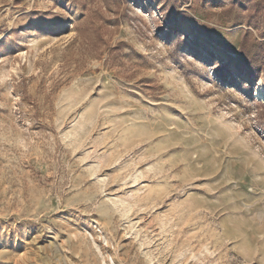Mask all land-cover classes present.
Instances as JSON below:
<instances>
[{
  "label": "rangeland",
  "instance_id": "1",
  "mask_svg": "<svg viewBox=\"0 0 264 264\" xmlns=\"http://www.w3.org/2000/svg\"><path fill=\"white\" fill-rule=\"evenodd\" d=\"M259 83L264 0H0V264H264Z\"/></svg>",
  "mask_w": 264,
  "mask_h": 264
},
{
  "label": "trees",
  "instance_id": "2",
  "mask_svg": "<svg viewBox=\"0 0 264 264\" xmlns=\"http://www.w3.org/2000/svg\"><path fill=\"white\" fill-rule=\"evenodd\" d=\"M257 5L260 6V3L257 4ZM253 18H255V17H253ZM247 24H248L247 26L250 27L255 33H258L259 32L258 31L259 30V24L258 23H256L255 21H252V22H249ZM249 36H251V32H248L247 31V32L244 33L243 43L241 44V47H240L239 51L236 54V61L239 62V64L241 65V67L245 66L246 67V70L249 69V67H248L249 66V62L245 58L244 54L246 52V50H245L246 38L249 37Z\"/></svg>",
  "mask_w": 264,
  "mask_h": 264
},
{
  "label": "bare ground",
  "instance_id": "3",
  "mask_svg": "<svg viewBox=\"0 0 264 264\" xmlns=\"http://www.w3.org/2000/svg\"><path fill=\"white\" fill-rule=\"evenodd\" d=\"M253 99L254 101L256 102H261V103H264V87L261 83L258 84L257 86V89H256V92L254 93L253 95ZM261 169V167L259 168ZM256 171H259V170H256ZM260 184L261 186L264 188V178H260ZM237 208V207H236ZM230 210V209H229ZM235 210V209H233ZM232 212V211H231ZM235 212V211H233ZM231 217V216H230ZM236 217V216H235ZM239 220V219H237ZM235 222V221H234ZM237 226V225H236ZM238 227V226H237ZM236 227V228H237ZM236 237V236H235ZM239 243V242H238ZM244 246V245H243Z\"/></svg>",
  "mask_w": 264,
  "mask_h": 264
}]
</instances>
